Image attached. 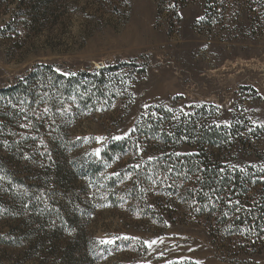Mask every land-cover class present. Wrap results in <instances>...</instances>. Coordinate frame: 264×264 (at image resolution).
<instances>
[{
	"label": "trees",
	"instance_id": "16d2710c",
	"mask_svg": "<svg viewBox=\"0 0 264 264\" xmlns=\"http://www.w3.org/2000/svg\"><path fill=\"white\" fill-rule=\"evenodd\" d=\"M156 1L170 32H177L180 12L192 0ZM29 9V0H20L16 16L27 22ZM233 9H246L253 29L262 26L264 0H206L195 25L221 33ZM126 66L65 70L39 62L0 87V223L11 221L5 233L0 226V264H12L10 250L19 247L24 259L17 264L39 259L42 252L48 264H94L100 255L86 226L91 186L111 206L139 219L165 225L170 207L182 211L228 257L264 250V170L235 167L216 152L236 143L232 135L242 128L235 121L202 122L159 102L143 111L128 135L108 142L99 157L75 152L80 143L72 133L75 120L132 96L121 73ZM184 146L194 151L181 153ZM26 154L31 170H51L46 184L24 191L7 187L15 177L8 156L21 162ZM126 156L134 162L107 176V168Z\"/></svg>",
	"mask_w": 264,
	"mask_h": 264
},
{
	"label": "rangeland",
	"instance_id": "374dc122",
	"mask_svg": "<svg viewBox=\"0 0 264 264\" xmlns=\"http://www.w3.org/2000/svg\"><path fill=\"white\" fill-rule=\"evenodd\" d=\"M19 2L0 0V87L39 62L65 70L127 62L121 73L132 96L75 120L72 133L80 141L75 152L99 157L108 142L128 135L143 111L160 102L179 114H196L202 122L235 121L242 128L232 135L236 143L217 154L235 167L264 170V21L253 29L247 10L233 9L227 14L228 29H201L195 24L206 0H192L180 12L179 30L170 32L156 0H29L24 22L16 16ZM206 103L216 107L203 108ZM193 151L190 146L180 149ZM27 158L20 162L8 156L15 177L7 187L24 191L46 184L51 170H31ZM134 160L126 156L110 165L107 176ZM97 190L90 187L92 209L86 224L100 255L94 264H264V250L228 257L182 211L170 207L161 225L111 206ZM10 224L0 223L4 233ZM21 250H10L12 264L24 259ZM46 256L42 252L25 264H48Z\"/></svg>",
	"mask_w": 264,
	"mask_h": 264
},
{
	"label": "snow or ice",
	"instance_id": "6c2138e0",
	"mask_svg": "<svg viewBox=\"0 0 264 264\" xmlns=\"http://www.w3.org/2000/svg\"><path fill=\"white\" fill-rule=\"evenodd\" d=\"M118 139H119V137H118ZM102 242H103V241H102ZM108 242L110 243L111 241H108ZM145 243H149V242L146 241Z\"/></svg>",
	"mask_w": 264,
	"mask_h": 264
}]
</instances>
